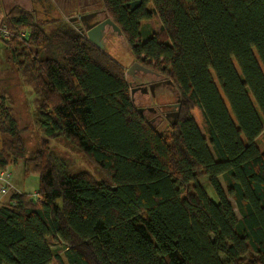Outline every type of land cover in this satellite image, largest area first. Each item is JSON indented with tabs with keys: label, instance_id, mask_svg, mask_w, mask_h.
Here are the masks:
<instances>
[{
	"label": "trees",
	"instance_id": "1",
	"mask_svg": "<svg viewBox=\"0 0 264 264\" xmlns=\"http://www.w3.org/2000/svg\"><path fill=\"white\" fill-rule=\"evenodd\" d=\"M99 1L133 59L172 82L176 119L153 126L121 64L65 22L48 32L10 6L0 41L32 83L44 137L26 156L0 91V167L38 175L36 198L10 190L0 205V264H264V0ZM50 139L104 178L73 172Z\"/></svg>",
	"mask_w": 264,
	"mask_h": 264
},
{
	"label": "rangeland",
	"instance_id": "2",
	"mask_svg": "<svg viewBox=\"0 0 264 264\" xmlns=\"http://www.w3.org/2000/svg\"><path fill=\"white\" fill-rule=\"evenodd\" d=\"M98 3H100V1ZM149 8H151L150 5ZM9 9L10 4H7V1L5 0L0 7V19L4 13L9 11ZM36 17L39 22H44L42 25L48 32L53 30L61 22L58 21V23L56 22L57 20H51L52 15L48 14L42 16L40 13L36 15ZM141 24L140 39H145L150 33L157 31L159 21L157 16L154 15L149 21H141ZM67 26L72 27L69 24H67ZM100 44L101 49L121 64L126 70H128L132 66L133 61H135L123 38L110 27L100 40ZM8 57V52L3 48V44L0 41V91H6V95L11 100L9 105L12 114L17 120L19 128L22 129L21 136L25 146V155L29 156L39 146L40 139L44 137L42 129L34 122L37 110V96L34 92L31 81L26 75L19 74L16 71ZM129 75L126 76L128 82L131 80ZM131 87L132 86H130V89ZM174 98L175 96L172 90L169 88H159L152 103H156L155 101L163 103L173 102ZM192 112L197 125H200V127L203 128L202 117L199 115L198 111L194 109ZM160 122L154 120L151 124L155 127L162 128L167 123L166 120ZM254 142L260 150H264V130ZM49 145L58 153L61 159L68 162L69 167L73 172L81 170L87 172L96 180H102L104 178L102 173L92 163H90L75 148L64 142V140L50 139ZM8 167L12 173V187L14 185L12 190L15 189L17 192H24L29 194L32 198H36L38 175L32 167L29 166L26 173L24 172V165L21 161L18 162V164L10 165ZM207 179V176H202L199 177L198 181L202 184L208 196L214 201H217V196ZM219 181L223 182L222 176H219ZM9 194L10 193L6 195V199L9 197Z\"/></svg>",
	"mask_w": 264,
	"mask_h": 264
},
{
	"label": "flooded vegetation",
	"instance_id": "3",
	"mask_svg": "<svg viewBox=\"0 0 264 264\" xmlns=\"http://www.w3.org/2000/svg\"><path fill=\"white\" fill-rule=\"evenodd\" d=\"M3 3L5 0H2ZM7 4L18 5L27 10L32 11L35 15H52L51 18L57 21L66 22L75 30L85 35L88 31L87 27H96L105 19L104 10L99 0H6ZM98 1V2H97ZM90 27V28H91ZM109 29L105 25L99 32L104 36ZM96 32V31H95ZM98 33V32H97ZM86 36V35H85ZM142 64V63H141ZM151 71L144 72L136 70L130 74V86L133 90L132 98L138 108H143L142 113L152 123L166 120V122L174 121L179 108V98L173 87L167 83V78L162 73L142 64ZM159 88H169L174 92L173 102L152 103L155 94ZM150 108V109H149Z\"/></svg>",
	"mask_w": 264,
	"mask_h": 264
},
{
	"label": "water",
	"instance_id": "4",
	"mask_svg": "<svg viewBox=\"0 0 264 264\" xmlns=\"http://www.w3.org/2000/svg\"><path fill=\"white\" fill-rule=\"evenodd\" d=\"M104 15H105V19L102 23H100L98 26L96 27H91V26H88L87 29V33L85 34L87 39L89 41H91L93 44H95L97 47H99L101 49V44H100V40L102 39V35L103 33L99 32V30H101L105 25L109 26L112 30H114L119 36H122L121 35V31L119 29V27L110 19L107 17V14L104 12ZM91 27V28H90ZM96 31V32H95ZM98 32V33H97ZM136 70H142L144 72H147V71H151L150 69H148L147 67H145L144 65H142L140 62L138 61H133L132 63V66L128 69V70H125V75H129V74H132L134 73ZM167 83L170 84L173 88V84L170 80L167 79ZM128 84L130 85V83L128 82ZM132 92L133 90L131 89L130 93H131V96H132ZM179 98V97H178ZM177 106L179 105L176 104ZM142 109L143 108H138V111L142 113ZM150 109V108H149ZM177 114V112L175 113Z\"/></svg>",
	"mask_w": 264,
	"mask_h": 264
},
{
	"label": "built area",
	"instance_id": "5",
	"mask_svg": "<svg viewBox=\"0 0 264 264\" xmlns=\"http://www.w3.org/2000/svg\"><path fill=\"white\" fill-rule=\"evenodd\" d=\"M20 38H25L28 35V31L20 30L15 32ZM13 32H10L7 28L0 25V38L9 40ZM12 189V173L8 166L0 167V205L5 202L6 195Z\"/></svg>",
	"mask_w": 264,
	"mask_h": 264
},
{
	"label": "crops",
	"instance_id": "6",
	"mask_svg": "<svg viewBox=\"0 0 264 264\" xmlns=\"http://www.w3.org/2000/svg\"><path fill=\"white\" fill-rule=\"evenodd\" d=\"M1 2H2V4H3V1H2V0H1ZM173 89H174V88H173ZM174 90H175V89H174ZM12 188H14V185H13ZM13 190H15V189H13ZM11 191H12V189H11ZM9 193H10V192H9ZM4 199L7 200L8 198L6 199V197H5Z\"/></svg>",
	"mask_w": 264,
	"mask_h": 264
}]
</instances>
